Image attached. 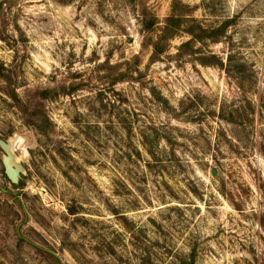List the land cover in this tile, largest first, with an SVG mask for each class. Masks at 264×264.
Listing matches in <instances>:
<instances>
[{
    "label": "rangeland",
    "instance_id": "obj_1",
    "mask_svg": "<svg viewBox=\"0 0 264 264\" xmlns=\"http://www.w3.org/2000/svg\"><path fill=\"white\" fill-rule=\"evenodd\" d=\"M0 5V141L25 170L11 185L0 149V264H264V0ZM174 5L183 29L232 23L148 64Z\"/></svg>",
    "mask_w": 264,
    "mask_h": 264
},
{
    "label": "trees",
    "instance_id": "obj_2",
    "mask_svg": "<svg viewBox=\"0 0 264 264\" xmlns=\"http://www.w3.org/2000/svg\"><path fill=\"white\" fill-rule=\"evenodd\" d=\"M187 13L188 12H178L175 5L173 6L172 14L165 19L164 26L160 29V33L157 36V39L151 44L152 50L148 58V64L158 62L160 60V57L168 52L169 49L168 42L173 38H175L180 33L188 36L189 40L178 46L177 53L174 56H172L174 60H179L185 56H190V57L193 56L195 54V51L192 50V45L196 42L203 43L204 45H206L207 43H211V44L217 43L222 37L225 36L227 27H229V25L232 23L231 21H226L215 29L207 30L201 28L194 21H188L190 23L189 28L183 29L182 25L184 23V18L186 17V15H188ZM0 17H1L0 18L1 21L3 22L5 19L2 16L1 5H0ZM141 17H142L143 31L150 32L153 26L156 24L155 18L151 14L146 12V10L142 11ZM134 64L139 65V60L137 57L134 58ZM200 64L203 66H214L219 69H223V62L218 58H216L215 56H209L208 58H203L202 60H200ZM0 78L8 85H10L11 77L1 64H0ZM116 80L122 81L121 76H118ZM14 91L13 89L11 90L12 99L14 101H17L16 94L14 93ZM61 93L66 94L65 90H62ZM50 95H51L50 92L47 90L37 91L34 93V98H33L34 105L32 106L30 104L32 102L27 101L28 104L21 107L43 108L41 106V103L46 99H48ZM36 110L37 112L33 113L36 120L31 122V125L41 131V128L38 125V123L46 124L47 118L45 117L44 113H42L38 109Z\"/></svg>",
    "mask_w": 264,
    "mask_h": 264
},
{
    "label": "water",
    "instance_id": "obj_3",
    "mask_svg": "<svg viewBox=\"0 0 264 264\" xmlns=\"http://www.w3.org/2000/svg\"><path fill=\"white\" fill-rule=\"evenodd\" d=\"M17 137L13 136L8 138L5 142L0 141V149L2 151L1 163L4 170L5 178L10 182L11 185H17L21 176L25 175V170L22 166L23 154H15V143ZM51 255L58 261L59 264H62L61 260L54 254Z\"/></svg>",
    "mask_w": 264,
    "mask_h": 264
}]
</instances>
